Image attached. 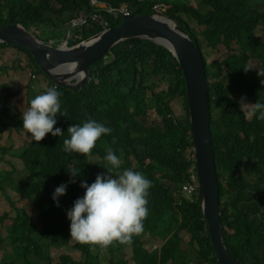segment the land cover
<instances>
[{
  "label": "trees",
  "instance_id": "trees-1",
  "mask_svg": "<svg viewBox=\"0 0 264 264\" xmlns=\"http://www.w3.org/2000/svg\"><path fill=\"white\" fill-rule=\"evenodd\" d=\"M107 1L116 8L127 3L135 15L153 13L158 4L169 5L161 7L163 12L178 19L201 50L211 89V130L225 243L243 263L264 264V121L248 118L240 103L241 97L247 103H264V0H199L201 7L192 1ZM91 9L90 0H0V25L66 26L75 12ZM105 17L112 26L123 19L122 15L115 19L112 13ZM103 29L91 22L80 26L70 43ZM1 46L21 49L29 57L27 67L36 65L34 70L43 73L24 48L14 43ZM223 46L227 54L221 53ZM253 56L261 59L259 67L250 66ZM0 69H5L3 74L12 72L9 66ZM90 72L91 79L81 89L56 87L50 81L48 87L62 93L60 111L67 115L58 113L55 127L64 133L55 137L49 133L39 143L30 139L15 153L24 170L12 167L0 172V191L16 210L12 216L0 214V264H219L200 198L187 197L183 191V184L191 180L193 141L187 83L178 60L154 40L134 37L113 46L91 64ZM164 82L167 87L161 86ZM4 85L7 98L18 93ZM177 99L182 100L180 115L172 107ZM151 107L154 119L148 114ZM88 119L104 123L112 132L102 136L86 156L66 153L67 128ZM105 144L120 158L119 171L131 168L152 183L144 231L133 237L129 258L122 247L115 246L118 242L107 248L76 242L79 259L69 253L56 259L51 249L63 247L71 237L66 213L84 190L80 182L90 185L98 173L107 171ZM70 169L79 172L77 182L68 184L57 207L53 192L69 181ZM145 232L163 239L161 245L146 248ZM103 250L109 251L105 258Z\"/></svg>",
  "mask_w": 264,
  "mask_h": 264
},
{
  "label": "clouds",
  "instance_id": "clouds-1",
  "mask_svg": "<svg viewBox=\"0 0 264 264\" xmlns=\"http://www.w3.org/2000/svg\"><path fill=\"white\" fill-rule=\"evenodd\" d=\"M100 1L104 3L103 9H98L93 7L90 0V7L92 9L75 12V15L67 22V24L70 25L71 27H76V26L80 27L91 22V23L100 24L103 26L104 29H107L112 25H110V21L105 17V14L112 13L114 18L118 19L121 15L123 18L125 15L133 13L131 12V6L128 5L127 3H122L120 5V7L122 5H126L127 7V13L124 14L119 12L120 7L116 8L112 6L107 0H100ZM161 7L162 9H164L169 7V5L158 4L155 6L156 11L163 12ZM112 9L118 11L117 16H116L117 13H113V11H111ZM90 11L97 12L99 14V17L97 18L99 19L94 20L89 16L86 22L78 23L75 26L72 25L73 18H76L81 14L88 15V12ZM106 21L108 22L107 25L104 24ZM31 28L32 27L28 29ZM68 32H70V30H68ZM94 34H91L89 36H92ZM88 37L80 40V42L86 40ZM71 40H72V34L67 44L63 43L65 41V39H63L60 42V44L56 46L70 47L72 45L77 44V43L71 44L70 43ZM48 42L53 43L52 41H48ZM1 43L5 44V42H0V44ZM5 47L6 46H1L0 49ZM106 59H108V56H106ZM29 69H30V73H29L30 80H33L34 83L35 81L38 80V78L42 74L37 73L33 67H29ZM248 70L249 69H245V71ZM43 74L48 79V85L45 86L46 89L41 94L36 95L33 99H31L30 105L27 108V110L24 111L23 114L21 113L22 121H23L22 128L25 129L31 135V138L37 143L42 141L49 133L54 137L61 136L64 132L60 128L55 127V125L57 124V114L59 113L61 116L67 115L66 112L61 113L60 111L61 110L60 97L62 96V93L58 91L56 88L57 86L60 85L54 84L56 87H48L50 85V81L52 80L44 72ZM90 79H91V72H90V78L87 81H89ZM261 84L264 85V80H261ZM42 90L43 89L41 88L36 92H40ZM19 92L20 91H18V93ZM18 93L16 95H18ZM240 103L249 106V112H248L249 116H255L257 119L264 121V103H261L259 101L255 103H247L246 97H241ZM3 104H5V101L3 102ZM12 109L13 108H11L10 111ZM9 116L10 114H8V117ZM0 122L3 125L7 124L3 120ZM17 124L18 123L14 121L11 122L9 125L16 126ZM67 132L69 133L70 138L65 139L63 141V150L66 153L74 152L82 156H86L91 153L92 149L96 146V142L102 136L110 134L112 132V129L110 127H106L104 123H99L94 119H88L82 125L79 124L70 125L67 128ZM113 143H115V140H113ZM104 148L106 151V156L103 159L107 165L104 168L107 171L105 173H98L96 175L95 181L90 185L86 181H81L80 187L83 188L85 191L84 190L80 191L79 193L80 197H78L73 202L72 208L67 210L66 213L67 218L70 220V236L71 239H74L75 241H77L82 245H99L103 248H107L110 245H112L114 242H118L119 244L117 243V246L123 248V255L126 258H129L127 255H125V251H124L125 244L131 245L133 243V237L141 235L144 231V220L147 218L149 214L147 205H148L149 189L152 187V183L149 179L145 177L143 173L139 171H134L131 168H127L124 169L123 171H119L121 166L120 158L115 154L112 147H110L109 145L105 144ZM189 158L191 159V167H189L188 175L190 176L191 180L186 181L183 184V191L187 197H192V196L199 197L200 204L202 207L203 200H201L200 197V180H199L193 146L192 148L189 149ZM216 170H217V164H216ZM67 172L69 174V181L67 183H61L59 186H57L52 195V199L57 207L60 206L59 197L66 194L68 184L77 182L76 177L79 175V172L75 169L67 170ZM217 177H218V171H217ZM219 189H220V184H219ZM220 199H221V193L219 196L220 213H221ZM5 212L9 213V216L16 214L14 204H12L11 209L6 210ZM5 212H3L2 215ZM204 218L207 220L205 215ZM208 230H209V225H208ZM223 238H224V226H223ZM224 243H225V239H224ZM231 254L233 255L232 252ZM215 255L219 262L216 252ZM240 262L243 263L242 261ZM193 264L195 263L193 262ZM203 264H208V261H205Z\"/></svg>",
  "mask_w": 264,
  "mask_h": 264
},
{
  "label": "water",
  "instance_id": "water-1",
  "mask_svg": "<svg viewBox=\"0 0 264 264\" xmlns=\"http://www.w3.org/2000/svg\"><path fill=\"white\" fill-rule=\"evenodd\" d=\"M140 37L167 47L183 69L188 92L193 150L200 180V197L212 244L220 264H243L224 243L219 204V182L213 149L210 83L203 54L178 19L160 11L127 14L110 26L70 47L56 46L21 23L0 26V42L14 43L30 52L40 69L60 86L81 89L90 78V66L119 42Z\"/></svg>",
  "mask_w": 264,
  "mask_h": 264
},
{
  "label": "rangeland",
  "instance_id": "rangeland-1",
  "mask_svg": "<svg viewBox=\"0 0 264 264\" xmlns=\"http://www.w3.org/2000/svg\"><path fill=\"white\" fill-rule=\"evenodd\" d=\"M179 3L181 2H191L192 0H175ZM253 2V0H252ZM196 6L201 7L198 3ZM192 25H195L194 20H190ZM79 27H71L70 25L53 27V26H41L37 28L36 26H32V31L38 34L42 39L52 41L55 45H59L60 42L65 39L67 36L68 30H70L72 36L76 35V31ZM260 32V29H258ZM222 54H227V49H220ZM256 56V55H254ZM250 60L251 67H259L261 63V59L259 57H254ZM108 58L107 60H109ZM29 62V57L27 54L13 46H6L5 48L0 49V67L1 66H9L11 67L12 72L8 74H3L5 69H0V119L5 121L7 124L3 125L0 122V172L11 170L12 167H16L18 171L24 170V163L19 156L15 153L21 148L29 143V140L32 139L31 135L23 129V121L22 116H20V111L23 112L27 110L30 105L31 99H33L36 95L41 94L48 85V79L45 77L43 73H40V77L37 81L33 83V80H30V69L27 67ZM35 69L36 65H33ZM9 84L11 89L14 91H20L18 95L6 98L5 88ZM4 85V86H3ZM162 87H167V83H163ZM43 89L40 92H36L39 89ZM147 96L150 93L146 94ZM5 101V104L3 102ZM182 100L177 99L174 101L173 110L176 115L182 114L183 106ZM13 108L11 111L10 109ZM244 110L247 112V117L251 118L248 115L249 106L243 104ZM10 112V116L8 117V113ZM148 114L151 118L154 119L156 117L155 108L151 107L148 109ZM13 120V121H12ZM16 121L18 123L16 126L9 125L11 122ZM9 125V126H8ZM10 161V163L7 162ZM12 208L9 200H7L4 195L0 191V214ZM161 238L157 236L150 235L149 232H145L143 236L144 246L149 250L157 248L162 243ZM77 241L71 239L68 244L64 245L61 248L53 247L51 249V254L54 258L59 259L60 254L69 253L73 255L76 259L81 257L80 251L75 247ZM117 246V245H115ZM125 255L130 257L132 255V245L125 244ZM102 257L105 258L108 256L109 251L103 250L101 251ZM2 256V252H0V259Z\"/></svg>",
  "mask_w": 264,
  "mask_h": 264
},
{
  "label": "built area",
  "instance_id": "built-area-1",
  "mask_svg": "<svg viewBox=\"0 0 264 264\" xmlns=\"http://www.w3.org/2000/svg\"><path fill=\"white\" fill-rule=\"evenodd\" d=\"M91 4H92L93 7L98 8V9H103L104 8V3H102L100 0H91ZM111 11H113V13H117L118 12V11L113 10V9ZM119 12L124 13V14L127 13L126 5H122L120 7V9H119ZM117 15H118V13L116 14V16ZM89 16L91 18H93L94 20H98L99 19V18H97V17H99V14L97 12L90 11V12H88V15L81 14L80 16H78L76 18H73L72 19V25L75 26L78 23L86 22L88 20ZM104 24L107 25L108 22L106 21ZM70 38H71V33L68 32L67 37L65 38V41L63 43L67 44L69 42ZM193 177H194V175H193Z\"/></svg>",
  "mask_w": 264,
  "mask_h": 264
},
{
  "label": "crops",
  "instance_id": "crops-1",
  "mask_svg": "<svg viewBox=\"0 0 264 264\" xmlns=\"http://www.w3.org/2000/svg\"><path fill=\"white\" fill-rule=\"evenodd\" d=\"M192 3L195 5L196 3H199V0H192Z\"/></svg>",
  "mask_w": 264,
  "mask_h": 264
}]
</instances>
